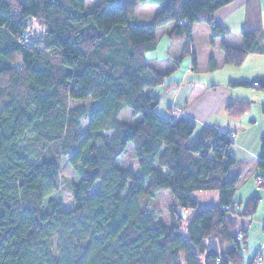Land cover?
<instances>
[{"label":"trees","instance_id":"obj_1","mask_svg":"<svg viewBox=\"0 0 264 264\" xmlns=\"http://www.w3.org/2000/svg\"><path fill=\"white\" fill-rule=\"evenodd\" d=\"M141 2L161 7L146 25L126 0H98L91 11L85 0H0V264H244L247 235L232 218L251 217L259 198L234 201L243 173H230L232 133H196L186 117L158 115V96L145 93L180 63L165 72L145 60L159 28L170 24L168 39L188 56L200 23L213 38L229 34L213 14L232 0ZM250 18L240 48L220 44L225 64L264 53L259 18ZM229 86L264 90V77ZM85 100L96 106L73 102ZM248 107L236 101L224 111L237 119ZM123 109L141 120L121 121ZM129 148L135 168L117 166ZM64 164L74 180L62 178ZM197 191H216L218 203L200 206ZM170 195L165 225L151 206Z\"/></svg>","mask_w":264,"mask_h":264},{"label":"crops","instance_id":"obj_2","mask_svg":"<svg viewBox=\"0 0 264 264\" xmlns=\"http://www.w3.org/2000/svg\"><path fill=\"white\" fill-rule=\"evenodd\" d=\"M126 1L134 3L136 8L134 19L141 25L149 24L153 20V16L161 8L157 3L144 4L141 0ZM251 11L253 12L252 14ZM213 15L214 23L219 22L226 26L229 34L222 38H213L211 37V26L205 23H200L195 26L189 42L190 54L187 57L191 59V62H184L185 66L181 76H176L172 72L165 79V84L160 86V92L154 93V95L158 96L160 104L156 109V113L164 117H170L174 114L176 119L186 117L192 120L197 124L196 133L205 126H216L223 132L227 131L232 133L233 146L231 153L237 162V167L233 168L230 173L235 174L239 173V171L243 173L233 198L236 203H243L252 196L258 197L259 203L255 212L257 213L260 204L264 200V171L258 168L261 155L260 140L264 137V112L261 109V105L264 103V90L254 89L252 87H246L244 88L246 90H240L241 87H231L229 83L235 81H252L256 80L257 77H264V53L256 49L246 56L245 60L249 59V61L257 65L256 70L247 79L235 74L234 77H229V81L224 84L215 82L213 84H205L192 78L197 72V59L192 47V41L202 31L206 40H209L213 48L212 53L208 55V59L214 65L213 69L223 68L225 63L220 44L224 43L230 47L240 48L242 44L241 32L245 28L255 25L250 21V19L252 20L250 17H254L253 20H256L258 17L259 19L256 20L258 23L256 24H259L263 30L262 36L258 40V46L264 47V0H232V2L221 7ZM171 27L168 24L162 30L166 39H168L167 34L172 29ZM168 42L169 45L166 49L165 57L148 60L155 64L158 69L165 72L170 70L176 59L180 57L178 50L180 51L181 48V54H183L184 50V44L182 45L181 42L172 43L170 39H168ZM178 44H181L180 47ZM174 45H178L176 56H173L171 50ZM188 77L192 79H188ZM253 89L258 92L254 93ZM149 93L153 94L152 91ZM236 101H248L249 107L246 113L237 117V119H231L224 109L226 104L236 103ZM258 177L263 178L261 185L256 182ZM262 212H264V208ZM255 215L253 214L247 218L233 217L232 219L237 223L238 232L236 234H239L243 230L248 238V230L252 228L253 221L257 220H259L257 224L261 225L264 233V213L260 217H255ZM258 236L260 237V234ZM247 243L248 241L246 245ZM257 250L254 256L262 255L264 257V234L263 240H261ZM254 256L249 264L253 262Z\"/></svg>","mask_w":264,"mask_h":264},{"label":"rangeland","instance_id":"obj_3","mask_svg":"<svg viewBox=\"0 0 264 264\" xmlns=\"http://www.w3.org/2000/svg\"><path fill=\"white\" fill-rule=\"evenodd\" d=\"M25 1V0H23ZM97 0H85V7L87 11H91L92 8L94 7V5L96 4ZM166 26L159 28L158 32H157V46L156 49H154L153 51H149L146 55H145V59L146 61L153 59V58H162L165 57V53H166V49L169 45L168 39H166V36L164 35L163 31L165 29ZM33 31L36 32V34L38 35L39 32L41 31V28L38 26V24H33ZM181 44L183 45V42H181ZM181 44H178L179 47ZM178 45H174L172 46V54L173 56H176V51L178 49ZM192 47L195 51V56L197 59V72L194 74V76L192 77L193 80H198L200 82H204L205 84H213L215 83H222L224 84L225 82L229 81V77H234L235 74L238 76H241L242 78H248L249 75H251L252 72H254L256 70V64L253 63L252 61H249V59L245 60V62L239 66H231V65H227L224 64L223 68H215L213 70L208 69L209 66V62L210 59H208V55L209 53H212L213 48L211 47V43L209 42V40H206V37L204 36V33L201 31V33L199 34V36L195 37V39H193L192 41ZM179 53V58L180 59V63L179 66L177 67L176 71L173 72L175 73L174 75L176 76H181V74L183 73V68L185 66L186 61H190V58H187L188 56H184L182 57L181 54V48L180 51L178 50ZM177 61V59H176ZM264 65V63H263ZM189 78L188 79H192ZM228 79V80H227ZM160 87L158 88H154V89H149V90H145V93H149L152 91V93H159ZM240 89V88H238ZM240 90H246L244 88L241 87ZM254 90V89H253ZM251 91V89H250ZM258 92L256 90L253 91ZM74 103H84L86 105H89L90 108H93L94 106H96L95 102H91V100H85V101H73ZM119 119L121 121H124L126 123H137L141 120V116H132L130 110L128 109H123L122 112L119 114ZM87 129V121L83 122V125L81 127V130L86 131ZM133 163V159H132V155H131V148H129L126 153L118 160L117 162V166L122 167V168H135L134 165H132ZM61 174H62V178H64L65 180H69L72 181L75 179V174L73 172V170L70 168V166H68L67 164L62 165L61 167ZM64 179L62 181V184H64ZM169 197V196H167ZM166 196L164 197H158L154 204L151 206V209L153 211H155L158 214V220L160 222H162L163 224H170L169 222V216H168V211L166 210V207L169 203L172 202V197L170 195L169 198H167ZM62 208L65 211H68L70 209L73 208V203L70 197V194L67 191H64L62 196ZM192 198L195 201H198L200 206H208L209 204H217L218 203V198H217V192L216 191H197L195 193L192 194ZM264 208V200L262 202V204H260L259 206V210L257 211L255 217H260L262 215V209ZM259 220L257 221H253V225L252 228L249 231V236L246 239L248 241L247 245H246V250H242L243 251V255H244V259L243 262L244 264H249L250 260L253 258V256L256 254V252L258 251V247L261 243V240H263V231L261 229V225L257 224ZM238 230V229H236ZM258 234H260V237L258 236Z\"/></svg>","mask_w":264,"mask_h":264},{"label":"built area","instance_id":"obj_4","mask_svg":"<svg viewBox=\"0 0 264 264\" xmlns=\"http://www.w3.org/2000/svg\"><path fill=\"white\" fill-rule=\"evenodd\" d=\"M255 86H257V84L255 83L254 84ZM233 136V135H232ZM258 183L260 184L261 183V179L258 178ZM256 262L254 264H262L264 261H263V258L261 256H258L255 260Z\"/></svg>","mask_w":264,"mask_h":264},{"label":"bare ground","instance_id":"obj_5","mask_svg":"<svg viewBox=\"0 0 264 264\" xmlns=\"http://www.w3.org/2000/svg\"><path fill=\"white\" fill-rule=\"evenodd\" d=\"M258 178H260V179H261V183H262V182H263V178H262V177H258ZM258 178H257V179L255 178V179H256V182H257V184H259V183H258ZM261 183H260L259 185H261Z\"/></svg>","mask_w":264,"mask_h":264}]
</instances>
